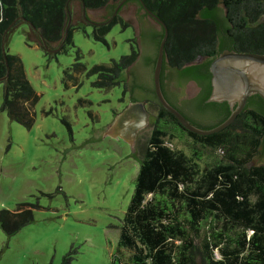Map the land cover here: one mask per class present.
Wrapping results in <instances>:
<instances>
[{
  "label": "trees",
  "instance_id": "1",
  "mask_svg": "<svg viewBox=\"0 0 264 264\" xmlns=\"http://www.w3.org/2000/svg\"><path fill=\"white\" fill-rule=\"evenodd\" d=\"M76 2L81 22L74 21ZM128 3H137L160 30L144 28L143 48L133 38L130 53L89 68L77 48L75 61L63 75L67 87L77 88L84 75L94 77L92 85L99 89L124 81V97L131 91L130 102L143 101L156 110L149 138L136 145L142 154L140 167L128 210L116 226L120 236L111 264H264V163H255L264 157V99L251 96L230 125L199 135L184 128L161 105L153 80L164 38V26L156 15L168 29L164 65L178 71L176 85L193 81L201 88L197 97L187 99L188 113L169 101L201 128L221 124L232 110L226 101H208L210 64L225 49L264 53V0H0L1 110L27 128L35 123L39 94L27 78L21 57L7 47L18 25H28V40L51 59L68 52L69 46L75 47V29L90 35L84 23L89 24L91 10H106L103 21L92 22L91 34L96 40L107 43L116 24L129 27L121 15ZM140 56L151 77L141 85L135 79L128 90L122 77ZM210 115L214 120L206 121ZM34 208L40 205L21 202L14 210H0V226L9 236L15 235L35 220ZM77 253L70 249L61 264H72Z\"/></svg>",
  "mask_w": 264,
  "mask_h": 264
},
{
  "label": "rangeland",
  "instance_id": "2",
  "mask_svg": "<svg viewBox=\"0 0 264 264\" xmlns=\"http://www.w3.org/2000/svg\"><path fill=\"white\" fill-rule=\"evenodd\" d=\"M74 11V21L81 22L78 2ZM88 13L90 19L103 21L106 10ZM84 24L90 35L75 29V47L51 59L28 40L26 23L9 36L8 50L21 57L40 98L35 123L27 128L1 110L0 82V210H14L21 202L40 208H34L35 220L15 235L0 226V264H61L72 248L78 252L72 264H111L117 251L116 226L134 194L142 154L136 147V158L124 138L109 134L80 146L129 105L130 91L124 97V81L109 89L96 88L95 78L86 75L80 87H67L63 75L75 61L77 48L88 68L130 53L135 28L116 24L104 43L93 37L90 24ZM122 80L128 84L125 74ZM146 106L155 119L156 110ZM151 124L139 131L137 145L147 141Z\"/></svg>",
  "mask_w": 264,
  "mask_h": 264
},
{
  "label": "water",
  "instance_id": "3",
  "mask_svg": "<svg viewBox=\"0 0 264 264\" xmlns=\"http://www.w3.org/2000/svg\"><path fill=\"white\" fill-rule=\"evenodd\" d=\"M122 2L116 8L114 14L109 20L114 18ZM121 15L130 23V26L135 28V36L140 49L143 48L142 31H144V28L146 31L153 29L155 31L160 30L159 24L154 19L144 16V10L137 3H128L125 5L121 10ZM84 16L86 17L85 9ZM154 16L157 21L164 26V38L160 43L153 74L155 93L161 105L174 114L184 128L199 135L213 134L230 125L243 111L251 96L259 95L264 99V53L239 52L236 50L225 49L213 58L210 64L212 92L208 101H226L229 103L232 112L225 121L214 128L204 129L192 123L191 120L175 107L165 96L162 87V71L165 57L164 46L168 37V29L160 18L156 15ZM69 24L70 22L68 23L67 29ZM149 35H151L150 32ZM147 42H151L148 37ZM45 46L48 50H51L46 44ZM54 51L58 50L54 49ZM141 61L140 56L137 63L130 68L127 73H124L128 85L131 84V86L129 85V90L132 88L133 81L140 75V73L142 74L140 75L141 77H147V70L142 65ZM135 75L137 76L136 78ZM176 90H178L179 93L181 92V98L189 99L196 94L198 86L195 82L188 81L182 87L177 86ZM130 101L131 100H129V105L123 111L114 116L111 124L93 131V136L82 143L80 147L87 142L98 141L105 134H109L115 138H124L131 146L133 154L138 158V152L136 149L138 133L140 130L150 125L153 122L154 117L150 116L145 102ZM202 119L204 120V118ZM212 120H214V116L210 115L206 117V121ZM256 162L264 163V157L255 160V163Z\"/></svg>",
  "mask_w": 264,
  "mask_h": 264
},
{
  "label": "flooded vegetation",
  "instance_id": "4",
  "mask_svg": "<svg viewBox=\"0 0 264 264\" xmlns=\"http://www.w3.org/2000/svg\"><path fill=\"white\" fill-rule=\"evenodd\" d=\"M92 22H96V21L95 20L93 21V20L89 19V24L90 25H92ZM61 46H62V44L59 46V48ZM199 61H201V60H199ZM177 73H178V71H176V69L174 67H171L169 64L168 65L166 64V65L163 66L162 76H163L164 93H165V95H166L168 100L177 102L176 105L178 107H180L181 109L183 108V110H185L186 112L187 111L189 112L191 107L187 103V99L181 98L182 97L181 92L179 93V91L176 90L178 85H176V82H175L174 78H175V76H178ZM140 75H142V74L140 73ZM140 75L136 78V82L139 83L140 85L142 83L146 84L147 79L149 77H151L150 75L149 76L147 75V77H144V76L141 77ZM134 82H135V80L133 81V85H134ZM140 85H138V86H140ZM196 85L198 86L197 83H196ZM138 90H141V89L138 88ZM200 92H201V88L198 86V91L196 92V94L193 95V97H197L200 94ZM193 97H190V98H193ZM188 117H190L189 114H188Z\"/></svg>",
  "mask_w": 264,
  "mask_h": 264
}]
</instances>
